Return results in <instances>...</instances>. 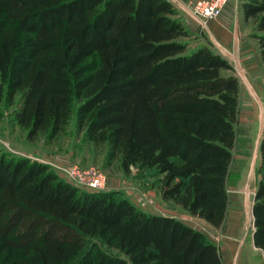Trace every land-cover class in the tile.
Listing matches in <instances>:
<instances>
[{
    "label": "trees",
    "instance_id": "trees-1",
    "mask_svg": "<svg viewBox=\"0 0 264 264\" xmlns=\"http://www.w3.org/2000/svg\"><path fill=\"white\" fill-rule=\"evenodd\" d=\"M240 6L264 61V0ZM19 91L31 137L62 131L78 101L79 127L110 160L155 169L165 199L224 222L240 80L172 0H0V118ZM259 149L252 238L264 255V136ZM115 194L0 149V264H223L203 231Z\"/></svg>",
    "mask_w": 264,
    "mask_h": 264
},
{
    "label": "rangeland",
    "instance_id": "rangeland-1",
    "mask_svg": "<svg viewBox=\"0 0 264 264\" xmlns=\"http://www.w3.org/2000/svg\"><path fill=\"white\" fill-rule=\"evenodd\" d=\"M213 0H187L186 4L194 14L199 16L202 24L218 18L226 5H231L228 18L230 24L225 28L229 39L223 44H215L204 25L190 22V16L178 5L177 16L190 29L195 40L207 41L216 50L233 49L235 33L240 37L241 51L238 57L230 58L234 72L240 80V103L236 122V143L233 149V159L228 176V191L232 198L231 211L235 212L241 221L240 236H252L254 218L252 204L259 177L257 167L260 162V142L264 136V62L256 37V18H246L241 13L242 0H226L219 8L217 15L207 13ZM234 6L239 12L234 11ZM194 8L199 13L194 12ZM239 8V9H238ZM237 30V31H236ZM246 48V49H243ZM223 54V53H222ZM225 55V54H223ZM226 56V55H225ZM227 57V56H226ZM92 55L86 62L93 61ZM252 67V70L250 68ZM23 91H19L13 103L3 100L4 115L0 118V149L15 155H25L32 159L48 163L59 175L62 171L56 169V164L83 166L95 165L106 175L104 190H113L115 195L126 196L139 208L172 214L182 220L187 209L172 199H165L161 191V174L155 169H142L132 165L126 170L121 161L109 159L107 143H96L85 137V128L77 122L78 101L74 104L72 117L65 128L51 135L48 130H42L35 136L29 135L30 128L21 125L16 119V111L23 103ZM54 165V166H53ZM63 178V177H62ZM199 225L217 243L223 242L221 232L214 227L208 228L203 222ZM247 245L251 264H264V258L252 245Z\"/></svg>",
    "mask_w": 264,
    "mask_h": 264
},
{
    "label": "crops",
    "instance_id": "crops-1",
    "mask_svg": "<svg viewBox=\"0 0 264 264\" xmlns=\"http://www.w3.org/2000/svg\"><path fill=\"white\" fill-rule=\"evenodd\" d=\"M176 5L182 7L184 11L191 17L190 22L194 25L197 23L202 24V20L197 16L196 14L193 13V11L187 7L186 1L187 0H172ZM231 5H226V7L223 9L222 14L214 19L211 20L210 22H207L202 25L205 26L206 31L208 34H210V37L213 39L215 44H223V42L227 39H229L230 34L225 30L227 26L230 24V19L228 18V14L230 13ZM239 9V8H238ZM234 11L239 12L237 10V7L234 6ZM241 13H243L241 11ZM237 31V30H236ZM226 37V40H225ZM240 37L238 33H235V39H234V44H233V49L232 51L230 50H222L219 49L217 51L225 54L228 58L232 57H238L239 58V53L243 50H241L240 46ZM224 42V43H225ZM246 49V48H243ZM229 58V59H230ZM264 62V61H263ZM252 70V67L250 68ZM253 71V70H252ZM257 187V186H256ZM234 198V196H232ZM232 198L230 196V204L228 207V211L225 217L224 222L220 226H216L206 220L205 218L190 213L188 210H186L187 214L182 216V220L189 225L203 231L207 237L209 238L210 241L215 243L218 246L220 257L222 259L223 264H251V259H250V254L247 249V245L245 244L246 242L253 247H255L257 250H259V255L264 258V255L262 254L261 250L257 248L253 242V238L250 234V236L246 237L244 236V233L240 236L241 232V221H239L238 215L231 211V205H232ZM254 202V201H253ZM253 208V204H252ZM147 212L151 213H159V214H168V213H163V212H156V211H148L145 209ZM253 213V210H252ZM172 215V214H169ZM254 218V215H253ZM203 222L208 228H216L218 232H221V235L223 236V242L222 243H217L211 236L208 235V232L202 228L199 223Z\"/></svg>",
    "mask_w": 264,
    "mask_h": 264
},
{
    "label": "built area",
    "instance_id": "built-area-1",
    "mask_svg": "<svg viewBox=\"0 0 264 264\" xmlns=\"http://www.w3.org/2000/svg\"><path fill=\"white\" fill-rule=\"evenodd\" d=\"M226 0H213L211 2V6L207 10L208 14L217 15L219 12L220 6ZM195 13H199L198 10L194 8ZM54 166V165H53ZM60 171L64 173L61 175L65 180L70 183L81 187L87 190H102L105 186L106 175L105 173L95 165L83 166L79 164H71V165H55ZM58 172V170H57ZM60 173V172H59Z\"/></svg>",
    "mask_w": 264,
    "mask_h": 264
},
{
    "label": "bare ground",
    "instance_id": "bare-ground-1",
    "mask_svg": "<svg viewBox=\"0 0 264 264\" xmlns=\"http://www.w3.org/2000/svg\"><path fill=\"white\" fill-rule=\"evenodd\" d=\"M205 23H207V22H205Z\"/></svg>",
    "mask_w": 264,
    "mask_h": 264
},
{
    "label": "water",
    "instance_id": "water-1",
    "mask_svg": "<svg viewBox=\"0 0 264 264\" xmlns=\"http://www.w3.org/2000/svg\"><path fill=\"white\" fill-rule=\"evenodd\" d=\"M263 126H264V124H263Z\"/></svg>",
    "mask_w": 264,
    "mask_h": 264
}]
</instances>
